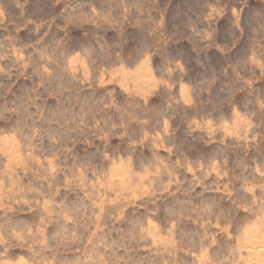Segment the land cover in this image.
I'll list each match as a JSON object with an SVG mask.
<instances>
[{"label": "rangeland", "instance_id": "374dc122", "mask_svg": "<svg viewBox=\"0 0 264 264\" xmlns=\"http://www.w3.org/2000/svg\"><path fill=\"white\" fill-rule=\"evenodd\" d=\"M0 264H264V0H0Z\"/></svg>", "mask_w": 264, "mask_h": 264}]
</instances>
